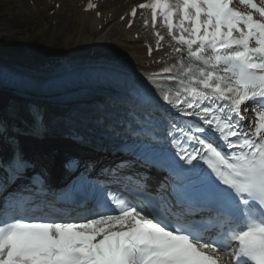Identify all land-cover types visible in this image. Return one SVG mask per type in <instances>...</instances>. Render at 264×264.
I'll list each match as a JSON object with an SVG mask.
<instances>
[{"label":"snow or ice","instance_id":"6c2138e0","mask_svg":"<svg viewBox=\"0 0 264 264\" xmlns=\"http://www.w3.org/2000/svg\"><path fill=\"white\" fill-rule=\"evenodd\" d=\"M137 7L149 56L170 51L142 76L97 68L108 101L67 121L111 159L70 158L54 192L20 143L49 134L43 109L0 119V264H264V0Z\"/></svg>","mask_w":264,"mask_h":264},{"label":"rangeland","instance_id":"374dc122","mask_svg":"<svg viewBox=\"0 0 264 264\" xmlns=\"http://www.w3.org/2000/svg\"><path fill=\"white\" fill-rule=\"evenodd\" d=\"M30 2L33 3L34 7L31 6ZM101 6L106 8L104 6H107V4L104 3V0H101ZM49 7L45 0H0V52L10 57L21 58L20 52L5 51L2 44L4 43L3 39H14L20 42V46L17 45V50L24 49L22 43L25 42V37L23 38L20 35L26 32L34 36H38L40 33L43 34L42 38H38L40 43L38 47L43 44L44 49L37 52V55L35 54L40 58L45 54L46 49L71 51L77 38L84 35L90 36L88 35L90 34L89 30L78 25V21L74 16L78 15L79 12L69 0H66V4L63 3L62 10L65 9L63 13L60 12L55 17L49 18L47 16ZM51 20H54L56 25H51ZM84 24V27L89 26L85 22ZM83 42L80 41L79 46H82Z\"/></svg>","mask_w":264,"mask_h":264},{"label":"bare ground","instance_id":"6f19581e","mask_svg":"<svg viewBox=\"0 0 264 264\" xmlns=\"http://www.w3.org/2000/svg\"><path fill=\"white\" fill-rule=\"evenodd\" d=\"M101 1V0H99ZM141 0H106V4H109V8L106 11H102L103 14H111L113 19L110 23L103 26L100 31L96 30L98 22L95 20L94 12L80 15L85 18V23L89 24V29L92 35L77 40L78 44H75L74 49L67 55L83 56L84 53L89 51H94V56L97 57L101 52L105 51L109 56L117 55V57L128 56L129 63L131 65H139L149 63L144 57V51L139 49V44L133 40V35L138 33L136 29L129 32L123 30V25L117 22L119 15L127 11L128 7L134 3L140 2ZM100 9H97L99 11ZM83 27L85 24L83 23ZM94 34V35H93ZM83 41L82 46L79 43ZM66 55V56H67ZM45 60V59H43ZM42 60V61H43ZM12 63H16L14 60H9ZM0 62L2 57L0 56ZM28 62L30 65L35 64V58L32 56L30 58L24 59L23 62ZM18 62V64H21ZM0 96V101L1 100ZM0 105H2L0 103ZM39 145H37V148ZM61 151V150H60Z\"/></svg>","mask_w":264,"mask_h":264}]
</instances>
